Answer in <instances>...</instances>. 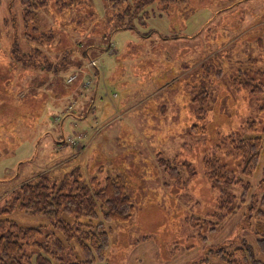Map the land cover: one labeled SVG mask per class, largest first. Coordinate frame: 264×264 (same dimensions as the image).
<instances>
[{"label":"rangeland","instance_id":"obj_1","mask_svg":"<svg viewBox=\"0 0 264 264\" xmlns=\"http://www.w3.org/2000/svg\"><path fill=\"white\" fill-rule=\"evenodd\" d=\"M67 1L49 0L25 18L21 0H0V218L40 228L38 241L62 236L43 215L1 211L43 173L92 189L120 176L135 210L126 222H105L101 264H227L245 243L264 262V147L250 177L240 155L218 147L231 133L264 140V0H153L139 10L143 0ZM245 81L262 89L250 92ZM201 90L205 119L194 100ZM215 152L231 176L252 184L223 218L204 174ZM161 159L179 169L181 183ZM185 162L196 171L190 179ZM81 257L77 241L65 240L60 262Z\"/></svg>","mask_w":264,"mask_h":264},{"label":"trees","instance_id":"obj_2","mask_svg":"<svg viewBox=\"0 0 264 264\" xmlns=\"http://www.w3.org/2000/svg\"><path fill=\"white\" fill-rule=\"evenodd\" d=\"M124 1V0H118ZM153 0H143L137 6L149 4ZM162 6L167 7L173 2L183 0H161ZM49 0H21L24 7L25 18L32 16L40 7L47 5ZM64 5L69 1L62 0ZM150 13L145 12L141 19L146 18ZM1 35V28H0ZM244 87H250L252 83L245 81ZM249 91L261 90L259 85H252ZM200 106L198 113L205 119V104L208 100V91L201 90L194 98ZM200 131H205L199 127ZM227 145H218L221 154L231 157L238 154L242 158V174L245 177L253 176L259 169L264 140L261 136L241 137L234 133L227 136ZM226 150H223V149ZM165 166L170 177L176 182H182V174L177 167L164 159L160 160ZM189 170L187 179L195 176L196 171L193 166L185 162ZM204 174L212 181L214 188L218 190L219 218L234 212L245 201L252 189V184L242 178L236 179L231 176L227 164L222 163L220 155L216 152L204 158ZM51 177L43 173L36 179L24 182L13 196L6 202L1 213H8L14 210H21L28 214L43 215L54 221L57 228L62 232V236H46L45 240H35L41 232L40 228L23 227L15 220L0 218V264H62L61 253L65 248L66 241H77L82 253L79 262L69 264H101L105 261L110 247V235L106 229L105 222H126L135 210L132 198L127 192L126 185L120 176L108 177L104 187L92 189L77 179L62 178L49 182ZM241 185V194L233 191V185ZM264 205V196L262 198ZM102 211L104 221L100 220ZM263 223L258 225L257 234L258 246L264 252V207L260 210ZM33 246L28 250L27 246ZM240 252L243 257L236 258ZM225 257V256H224ZM227 264H264L256 259L253 248L245 243L242 247H237L229 253Z\"/></svg>","mask_w":264,"mask_h":264},{"label":"built area","instance_id":"obj_3","mask_svg":"<svg viewBox=\"0 0 264 264\" xmlns=\"http://www.w3.org/2000/svg\"><path fill=\"white\" fill-rule=\"evenodd\" d=\"M91 64L94 65V66H97V65H98L96 60H92V61H91ZM73 79H75V76H72V77L70 78V81H72Z\"/></svg>","mask_w":264,"mask_h":264}]
</instances>
